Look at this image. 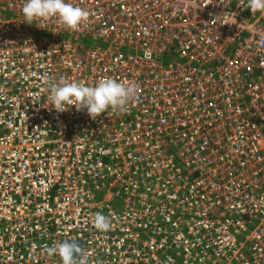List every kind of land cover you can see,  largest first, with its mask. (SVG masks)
<instances>
[{
  "label": "built area",
  "instance_id": "1",
  "mask_svg": "<svg viewBox=\"0 0 264 264\" xmlns=\"http://www.w3.org/2000/svg\"><path fill=\"white\" fill-rule=\"evenodd\" d=\"M24 2L0 0V264H61L64 241L76 264H264V12L68 0L88 17L67 30L25 24ZM61 78L137 96L57 113Z\"/></svg>",
  "mask_w": 264,
  "mask_h": 264
},
{
  "label": "clouds",
  "instance_id": "2",
  "mask_svg": "<svg viewBox=\"0 0 264 264\" xmlns=\"http://www.w3.org/2000/svg\"><path fill=\"white\" fill-rule=\"evenodd\" d=\"M246 7L253 14L264 12V0H247ZM21 12L25 24L33 25L34 22L42 23L56 18L67 30L77 29L88 17L87 11L68 0H25ZM137 91L135 84H124L113 78H101L92 86L85 81L61 78L49 83L48 106L57 113H66L72 108L77 112L86 111L89 118L94 120L110 111L113 114L127 112ZM93 225L101 233L111 229L109 218L100 213L94 214ZM49 251L60 258L61 264H76L83 254L79 245L68 241L61 242Z\"/></svg>",
  "mask_w": 264,
  "mask_h": 264
}]
</instances>
